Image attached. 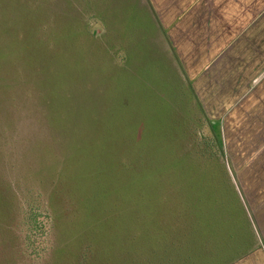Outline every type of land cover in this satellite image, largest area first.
I'll list each match as a JSON object with an SVG mask.
<instances>
[{"label": "rangeland", "instance_id": "1", "mask_svg": "<svg viewBox=\"0 0 264 264\" xmlns=\"http://www.w3.org/2000/svg\"><path fill=\"white\" fill-rule=\"evenodd\" d=\"M163 33L145 0H0V264L247 248L249 123L197 96Z\"/></svg>", "mask_w": 264, "mask_h": 264}, {"label": "crops", "instance_id": "2", "mask_svg": "<svg viewBox=\"0 0 264 264\" xmlns=\"http://www.w3.org/2000/svg\"><path fill=\"white\" fill-rule=\"evenodd\" d=\"M145 1L197 96L249 123L250 145L234 148L248 156L233 167L249 240L222 264H264V0Z\"/></svg>", "mask_w": 264, "mask_h": 264}]
</instances>
